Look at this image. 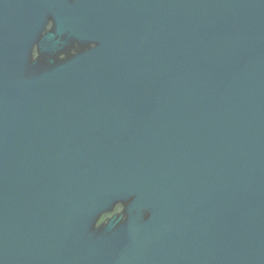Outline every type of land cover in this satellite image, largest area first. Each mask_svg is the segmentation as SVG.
Returning a JSON list of instances; mask_svg holds the SVG:
<instances>
[{"label": "water", "instance_id": "95a60500", "mask_svg": "<svg viewBox=\"0 0 264 264\" xmlns=\"http://www.w3.org/2000/svg\"><path fill=\"white\" fill-rule=\"evenodd\" d=\"M0 264H264V0H0Z\"/></svg>", "mask_w": 264, "mask_h": 264}]
</instances>
